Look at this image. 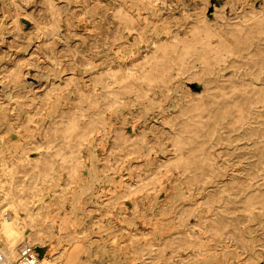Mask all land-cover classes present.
Instances as JSON below:
<instances>
[{"label": "rangeland", "instance_id": "rangeland-1", "mask_svg": "<svg viewBox=\"0 0 264 264\" xmlns=\"http://www.w3.org/2000/svg\"><path fill=\"white\" fill-rule=\"evenodd\" d=\"M128 8L148 10L151 21L127 23ZM126 63L161 70L146 96L116 78ZM53 81L75 88L73 100L60 103L78 122L69 132L83 131L70 141L85 146L93 128L99 157L73 183L56 154L66 147L67 116L38 107L29 122L19 120L18 133L17 120L0 124V208L46 201L68 182L81 189L92 246L111 231L129 244L124 254L90 251L84 264H123L122 255L126 264H202L210 253V264H264V0H0V101L8 92L42 99ZM129 148L136 151L127 155ZM119 171L138 186L126 200L113 199L109 185ZM60 211L36 223L64 235ZM140 231L160 248L135 240Z\"/></svg>", "mask_w": 264, "mask_h": 264}, {"label": "bare ground", "instance_id": "bare-ground-1", "mask_svg": "<svg viewBox=\"0 0 264 264\" xmlns=\"http://www.w3.org/2000/svg\"><path fill=\"white\" fill-rule=\"evenodd\" d=\"M14 1H18V0H14ZM49 5H50V9H54L55 3L49 2ZM126 11L127 13H125L124 16L126 18L127 23L132 22L133 19L137 17L141 19V23L143 22V24L145 23L148 24L149 21H151V16L147 14L148 10L128 8ZM127 23L124 22V24H119L120 26L119 28L121 27L125 28L129 26ZM129 38H131L130 35ZM197 39L198 37L193 36L192 38L185 40L183 42L182 51L187 52L191 48H193V45L195 44ZM129 47H131V45H129ZM175 48L176 46H172L171 49L174 50ZM121 52L124 53V51ZM129 54L130 53H128V55ZM121 58L122 55L120 56V59ZM125 67L126 70L125 71L122 70V73L118 75L116 74V78L120 79L121 85L124 87L126 92L129 90H135L136 94L141 92L140 95L142 97L146 96L147 88L151 87L150 81L157 78L161 73V70L159 69L157 64L151 67V69H153L154 71L153 75L152 73L149 74V71L147 73H145L143 70L137 71L136 68L132 66L129 67L127 63ZM17 77L18 76L15 74L14 78L17 79ZM121 78H126V80H121ZM64 86L65 85L63 84L62 81H58V82L53 81L51 86L44 91L43 98L38 100H35L34 96L28 95L27 100L19 101L17 98L15 97L13 98L14 96L13 92H8L7 102L0 101V124L2 123L7 124L8 121H10V119H13L14 121L17 120L15 121L17 125L15 124L13 125V127L16 130L15 133H18L19 120L23 119V121L29 122L33 114L32 110L38 107L44 109L45 110L44 113L46 114H50L51 112L53 113L58 112L60 116H64V117L67 116L69 122L66 124L65 130L67 131L68 138L67 140H63L64 142L67 141L66 147L63 150V152H60L59 149H56V154L58 155L59 164L68 170V176H70V182H73L74 181L73 179H76L75 182L77 183V181L79 182L82 181L81 175L85 174L87 171L90 170L93 163V158L99 157V155H96L97 153L94 155V152H96V150L99 148L95 143H93L95 137L92 134H90L93 128L90 129L88 132V141L85 144V146L79 147L77 146L76 142L70 141L73 139L75 135L78 134V132L79 135L82 136L83 131L72 132V133L69 132V130H74L76 128L78 122L73 115H69L65 113L64 107L62 106V104L60 105V103L63 101L68 102V100L72 101L73 100L72 96L73 94H75V88L74 87L69 88L70 90L65 91ZM105 91H107L108 93L111 92L114 93V89L110 87H106ZM16 95L17 97H20L19 93H16ZM105 95L108 96L109 94H105ZM116 99L117 98H114V101ZM90 103H92V100L90 101ZM22 106H24V108ZM32 127H33L32 128L33 134L31 135L27 134V136L31 137L32 139L31 143L34 142V138H33L34 133H38L36 131L38 128L36 126H32ZM127 131L132 132L133 127L129 125V127H127ZM14 136L17 138V140L21 139L20 135L16 134ZM29 142L30 141H28L27 144ZM16 143L20 144L19 141ZM84 147L86 149V155L82 153ZM31 149L32 148L30 146L28 150ZM140 149L141 146L139 147V151ZM145 149H148V147H145ZM28 150L22 152L21 154L22 158L24 159L30 158L29 156L30 153H27ZM100 150L102 149L100 148ZM134 151H136V149L129 148L126 149L125 152L128 155ZM37 159L38 158H36V160ZM127 161L128 159L125 158L122 161V166H127ZM31 163L35 164L36 161L33 158H31ZM124 169H126V167H124ZM59 184L60 183H57V185ZM67 184L68 182H66L65 185L62 186V188H59L57 186L53 187L52 198L47 199L46 201L43 202L37 201V198L29 199L26 201H23L20 198L10 201L7 200L3 203L2 207L0 208V251L2 252L3 262L5 264L16 263V259L18 257V250L20 246L23 244L33 245L37 256L40 259H44L45 261H48L52 264H84L83 263L84 257H87L90 251H95L96 253L101 251L105 253L109 251L112 252L119 250L121 251V253L123 252V254L126 253L125 251L127 250V248H129L128 246L129 244L124 243L122 241L123 237L125 236L122 232L119 234L115 231H111L108 240L99 241V239H96L95 247L92 246L94 239L91 240V237H87V233L84 232L85 229L87 231L86 228L87 222H85V216L88 215L87 214L88 210L84 208L83 205L81 204L82 199L80 200V197L79 198L77 197L78 195L77 192L81 191V189L78 190L77 187H73L72 185H67ZM109 185L112 191H115V194L113 195V199L115 200L123 196H125V199L124 198L123 199L126 200L127 198H129V196H131L133 193H136V191H138L137 190L138 186L132 187V182L130 181L127 172L119 171L110 175ZM120 187H122L123 189H120ZM61 190L62 192L59 193V191ZM177 190L178 192H180V187L177 186ZM5 197L6 196H4V198ZM66 199L69 202L70 208L64 207L65 205L64 201ZM58 203L61 204L59 205ZM56 204H58V206ZM40 207H45L46 210H41ZM62 209L64 210V215H61L60 217L59 230L64 229L65 232L64 235H62L60 231L57 232L58 235L55 234L52 229L53 224L46 225V223H36L37 217L35 216L42 218L46 213L51 214L54 212L53 213L54 214L53 217H54L56 215H59L61 212L60 210ZM20 211H22V213H20ZM20 214H22L23 216ZM122 219H124L125 221L127 218L123 216ZM131 220L132 218H128L127 220L128 223L129 221L131 222ZM78 225L81 226L79 228H76V226ZM26 235H30L32 237L31 240H27ZM133 235H137V233H131V236ZM141 235H143V232L141 233L140 231L137 237L135 238V240L142 241L143 245L156 244L157 246L156 249L160 248L159 247L160 243L147 242L146 237L143 236L141 238ZM53 238H56L55 243L53 242ZM126 239H128V237ZM197 242L198 244L200 243L201 248L202 247L205 248L204 243H202L199 240ZM213 259H214V254L210 253L206 255L205 259L201 260V263L210 264L213 261ZM121 260L123 261V264H126L127 258L125 257V255L121 256Z\"/></svg>", "mask_w": 264, "mask_h": 264}, {"label": "built area", "instance_id": "built-area-1", "mask_svg": "<svg viewBox=\"0 0 264 264\" xmlns=\"http://www.w3.org/2000/svg\"><path fill=\"white\" fill-rule=\"evenodd\" d=\"M0 264H5L3 262V255L0 251ZM15 264H52L44 259H40L35 250L33 245L23 244L20 246L18 250V257L16 259Z\"/></svg>", "mask_w": 264, "mask_h": 264}]
</instances>
